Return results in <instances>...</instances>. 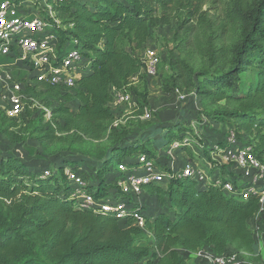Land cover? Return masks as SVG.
<instances>
[{"label": "trees", "instance_id": "trees-1", "mask_svg": "<svg viewBox=\"0 0 264 264\" xmlns=\"http://www.w3.org/2000/svg\"><path fill=\"white\" fill-rule=\"evenodd\" d=\"M48 1L60 22L54 29L57 52L74 42L89 66L69 90L31 78L26 93L58 102L47 121L42 112L15 130L17 119L8 118L0 108V135L10 144L35 140L47 157L60 161L37 170L10 151L0 155V264H190L189 253L203 248L216 255L231 249L249 254L247 259L255 256L249 221L257 214L258 199L249 196L242 201L236 189L226 192L223 185L229 172L224 166L220 186L201 187L191 178L177 176L165 184H142L141 190L155 198L159 210L139 205L117 182L109 185L107 179L113 172L123 180L119 165L131 171L141 165V156L158 165L154 147L173 141L187 145L177 128L162 130V142L154 140L152 127L130 141L129 130L114 125L110 106L117 90L132 94L139 114L147 110L148 81L140 75L144 65L130 50L142 48L173 21L175 38L183 33L176 44L180 51L189 43L192 29H199L193 47L202 65L169 60V69L178 74L166 72L163 89L198 95L204 110L213 108L206 115L229 128L223 142L232 130L264 162V0H226L221 24L211 21L204 9L208 0ZM225 31L235 39L221 46ZM134 76L138 81L132 83ZM37 87L42 92H36ZM73 101L78 102L76 110L69 107ZM29 109L27 105L17 118L27 117ZM81 141L101 143V150L82 154L80 160L63 158L62 152H71L72 145ZM188 157L189 162L195 159L193 153ZM67 166L81 178L92 171L97 181L82 178V189L96 200L114 192V200L125 199L129 209H140L144 226H135L132 217L120 221L79 208L73 185L62 183ZM165 170L171 172L170 167Z\"/></svg>", "mask_w": 264, "mask_h": 264}, {"label": "built area", "instance_id": "built-area-1", "mask_svg": "<svg viewBox=\"0 0 264 264\" xmlns=\"http://www.w3.org/2000/svg\"><path fill=\"white\" fill-rule=\"evenodd\" d=\"M48 1V0H44ZM71 0H53L54 3H66ZM49 8V5H46ZM21 5L15 0H0V59L9 58L13 65L23 64L28 66L31 78L37 81L56 85L62 89L69 90L75 86V81L88 70V62L77 46L67 44L57 52L58 39L54 29L60 26L58 19L54 17L52 9L49 14L52 22H48L39 15H25L21 11ZM144 65V72L147 77H154L157 74L159 58L153 48H144L143 57L140 58ZM1 62V61H0ZM1 67V64H0ZM12 76L3 74L0 71V97L6 105L0 107L8 118H17L23 113L27 105L33 106L29 101L32 96L25 92L24 86L20 82L10 83ZM31 84V83H30ZM113 104H128L133 108L135 100L131 93L125 91H113ZM30 108V107H29ZM150 113L145 110L141 119H149ZM117 125V122L114 123ZM178 144L174 143L173 148ZM221 145H214L211 150L214 154L222 155V162L228 165L236 178L224 183L223 189L226 192H234L235 189L239 198L245 201L249 196L257 197L258 211L255 218H264V162L260 161L252 151V145L238 141L234 131L230 130ZM141 165L131 171L125 164H120L119 169L128 173L123 180H119L117 185L126 196L137 198L141 193L142 184L167 183L173 176L187 177L193 179L198 186L204 187L214 183L221 185L218 175H209L196 164L189 162L180 172H163L158 169L153 162L147 161L143 156L139 157ZM173 169V168H171ZM135 170H138L137 172ZM48 176L49 171H44ZM68 181L74 187L72 196L81 209L92 210L103 214L113 215L122 221L128 217L134 219V225L142 228L144 226V215L140 209H129L127 200H96L90 193L82 189L84 181L71 168L65 171ZM237 186H235V183ZM140 204L141 201L135 199ZM140 212V213H139ZM257 254L263 245V238L254 237ZM244 252L230 250L225 254L216 255L209 249L203 248L194 253H189L198 264H248L247 256Z\"/></svg>", "mask_w": 264, "mask_h": 264}, {"label": "rangeland", "instance_id": "rangeland-1", "mask_svg": "<svg viewBox=\"0 0 264 264\" xmlns=\"http://www.w3.org/2000/svg\"><path fill=\"white\" fill-rule=\"evenodd\" d=\"M17 2L21 5V11L25 15L35 14L40 17H47V14H49V8L52 9L53 6V3H49V1L44 0H17ZM225 3L226 0H208L204 9L208 10L211 21L216 22L217 24H221L223 22V7ZM46 5H49V8ZM175 29L176 23L173 21L170 25L159 28L156 33H154L153 37L149 39L142 48H133L130 50L131 54L139 59L143 57L144 48H153L157 52L159 58L160 64L158 72L154 77H147L144 69L140 70V75L143 74L148 81L149 95L147 111L150 113V118L143 120L141 119V114H139L138 109L131 108L128 104L115 105L112 101L111 109L115 116V122H117L120 126H125L129 130L130 141L141 137L143 133L147 132L148 127H152L155 131L153 137L154 140H157V142H162L163 140L162 130L168 131L177 128L176 131L180 134L183 133L186 142L185 144H187L186 147L179 144L177 141H173L169 145H164L162 148L154 147L158 153V165H154L161 171L166 172L165 167H170L173 168L171 169V172H176L177 174L186 164L189 163L188 156L193 153L195 159L192 163L206 171L209 175L215 174L220 178L222 177L220 168L224 166V170L229 172V177H227L228 180L232 181L236 178V175L228 165L222 162V155L213 154L211 150L214 145L223 142L225 134L229 129L227 125H225L222 121H216L209 118L206 113L213 108L209 107L207 110H204L199 102V96L195 93L187 90L179 92L177 90L165 91L163 89L165 73L172 72L175 75L178 74V70L169 69V66L167 65L169 60L175 62L179 59H186L189 64H193L196 68H200L202 65V61L193 47L194 38L199 34V29L196 27L192 29L193 33L188 37L189 43H185L181 51L178 50L176 44L183 33L182 31H179L177 38H175ZM234 39L235 37H233V35L225 31L221 38V43L223 44L221 46L228 45L231 40L233 41ZM0 61V71L3 74H10L12 76L10 83L16 81L20 82L24 87L30 85L31 74L30 71H28V66L23 64L13 65L9 58H1ZM136 77L134 76L131 79L132 83L138 81ZM40 91L41 89L37 87L36 92ZM45 97L46 96L44 95L35 97L32 96L29 102L33 106H29V115L27 117L16 118L17 120L14 122L16 123L17 128H15V130L19 127H24L29 120L34 119L42 112L45 114V121L50 118L52 115L50 111L57 106L58 102L52 98ZM5 105V100L0 97V107ZM69 107L76 110L78 102H71ZM58 124L62 125L63 123L58 122ZM56 133L60 134L58 131ZM174 143L178 144L175 148L172 147ZM223 147L224 146L221 145V149H223ZM41 148L42 146L40 147L35 140L12 145L7 139L0 135V155L4 154L6 151H10L29 167H33L37 170H43L50 166L52 167L53 162L55 164L60 163L58 160L47 157ZM100 150L101 143H87L81 141L72 145L71 152H62V156L63 158H71L72 160H76L77 158V160H80L82 154H97ZM84 165L87 166V163H80V166ZM68 168L69 166L64 169V174ZM135 171L137 172L138 170ZM124 173L126 175L128 172L125 171ZM93 174L94 173L91 171L83 174L82 178H85V180H88L89 182L94 179V181H92L94 183L97 179L95 177H91ZM107 180L109 185L119 181L116 179L113 172L108 175ZM67 182V177L62 176V183L66 184ZM114 197H116V194L112 192V194L106 197V200L114 199ZM135 199L143 202L146 208H153L154 205L155 208L159 210V206L155 198L147 194L144 190H141V193L137 198H134V200ZM144 212L146 214V210H144ZM181 250L182 249H178L180 254L185 256V252H182L183 250ZM187 260L190 264H198L193 257L188 258ZM203 264H205L204 261Z\"/></svg>", "mask_w": 264, "mask_h": 264}, {"label": "crops", "instance_id": "crops-1", "mask_svg": "<svg viewBox=\"0 0 264 264\" xmlns=\"http://www.w3.org/2000/svg\"><path fill=\"white\" fill-rule=\"evenodd\" d=\"M111 106V105H110ZM250 228L254 233V237L263 238V245L260 249V253L255 256H250L248 264H264V218H252L249 221Z\"/></svg>", "mask_w": 264, "mask_h": 264}]
</instances>
